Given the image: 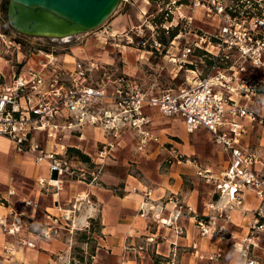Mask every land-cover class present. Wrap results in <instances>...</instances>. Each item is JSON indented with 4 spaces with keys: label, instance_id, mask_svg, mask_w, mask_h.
I'll return each instance as SVG.
<instances>
[{
    "label": "built area",
    "instance_id": "2783aa9c",
    "mask_svg": "<svg viewBox=\"0 0 264 264\" xmlns=\"http://www.w3.org/2000/svg\"><path fill=\"white\" fill-rule=\"evenodd\" d=\"M187 1L192 11L201 7L202 14L216 23L206 44H197L211 61L209 72L201 75L191 70L185 85L154 93L124 76L101 70L106 65L98 67L73 53L56 52L55 43L31 42L35 38L46 42L47 38L7 31L2 27L4 0H0V61L9 67L8 75L0 68V136L46 168L47 175L37 179L39 185L58 187L66 178L85 181L84 170L68 166L62 158L67 149L62 140L75 134L80 138L84 126L113 135L129 129L144 142L153 139L147 111L153 109L181 121L187 133L203 129L225 159L217 169L196 164V176L211 186L209 198L195 218L196 227L202 235L213 234L219 221L232 223L233 213L239 214L247 228L233 243L240 264H261L251 251L264 241V157L251 149L249 137L255 123L264 130V112L256 113L251 100L252 96L264 98V93L257 91L260 81L248 82L239 72L264 70V0H162L166 24L161 26L166 32L173 20L172 8L188 6ZM177 16L181 18L180 11ZM234 57L239 66L227 63ZM180 156L172 155L177 163ZM141 191L138 215L143 217L150 190ZM248 195L256 199L251 208L245 207ZM26 203L36 206L32 201ZM64 217L69 219L68 214ZM153 217L158 219V215ZM0 225H5L2 216ZM43 233L48 236L49 231ZM127 246L134 253L141 250L140 246Z\"/></svg>",
    "mask_w": 264,
    "mask_h": 264
},
{
    "label": "rangeland",
    "instance_id": "374dc122",
    "mask_svg": "<svg viewBox=\"0 0 264 264\" xmlns=\"http://www.w3.org/2000/svg\"><path fill=\"white\" fill-rule=\"evenodd\" d=\"M160 1L121 0L99 27L73 36L68 41H55V49L57 52L73 53L76 57L85 59V62H94L98 67L106 65L101 70L119 77L124 76L138 87L154 93L185 85L186 78L192 77L191 70L206 75L211 64L208 63L209 58L203 54L204 50L198 48L197 44H206V39L215 32L216 23L202 14L201 7L192 11L191 4L187 1L188 6L172 8L173 20L166 32L161 26L166 24L161 22L165 15H159L165 10L166 4ZM6 7L7 0H4L2 27L8 31L11 27L6 16ZM178 11L181 12V18L177 16ZM173 27H176L173 31L175 35L169 37ZM45 41L31 40L34 44L47 46L53 43L48 38ZM66 59L71 58L67 56ZM235 59L231 58L227 63L232 62L239 66L240 62ZM0 68L6 75L9 74V67L2 61ZM239 76L248 82L255 80L264 83L263 69L249 68L239 72ZM251 100L256 113L264 112L261 108L264 107L263 97L252 96ZM149 115L153 139L141 142L137 133L129 129L113 135L109 132L103 133L100 128L84 126L80 138L75 134L62 140L67 145L62 158L68 166L82 168L85 182L93 183L95 188L104 193L112 191L121 194L125 186L133 194L142 193V189L170 190L178 187L182 205L180 222L184 225L191 224L190 228L187 225V243L183 240L177 256H173L169 254L168 244L161 236H157L160 243L157 246L158 254L155 253V248H147L145 239L139 238L133 244L136 248H141L140 254L136 253L139 261L128 264H240L241 258L236 254L233 243L242 235L241 226L219 221L213 234L202 235L195 223L196 216L201 214L204 202L209 198L211 187L196 176L193 164L217 169L225 159L220 147L203 129L187 133L179 121L168 120L157 112H150ZM253 125L249 137L251 149L263 158L264 130L258 123ZM173 154H181V162L177 163L172 157ZM6 188L7 186L0 185V196L3 191H8ZM136 197L137 207L138 198L140 200L141 197L138 194ZM94 198L92 197L93 201ZM48 200L50 197L42 198L34 220L25 217L27 221L23 228L19 226L21 231L18 236L21 235L25 240L32 238L35 242L32 247L27 242H10L19 229L18 227L16 231L14 226L8 225L13 222L14 213L11 214L10 221L5 220V225H0V264H121L101 247L105 233L102 232L100 212L97 209V214L88 220L87 226L71 228L57 220V217H46L40 212ZM26 201L30 199L22 202L27 204ZM187 201H190L192 210L186 206ZM87 202L90 204L89 200ZM0 203L7 205L10 202L0 197ZM19 213L17 212L18 215ZM193 215L190 219L189 216ZM231 219L236 220L234 213ZM152 221V232H156L157 219L153 218ZM9 229L12 231L9 232ZM43 230L49 231L48 236L44 235ZM161 231L160 229V234ZM166 236H170V233ZM124 249L129 251L127 245ZM254 252L261 257L264 264L263 250L255 249ZM127 255L125 258H128ZM131 256L135 258L133 254Z\"/></svg>",
    "mask_w": 264,
    "mask_h": 264
},
{
    "label": "crops",
    "instance_id": "0c3cea01",
    "mask_svg": "<svg viewBox=\"0 0 264 264\" xmlns=\"http://www.w3.org/2000/svg\"><path fill=\"white\" fill-rule=\"evenodd\" d=\"M147 111L149 113H156L153 109H148ZM168 120L179 121L177 119ZM179 122L181 123V121ZM181 125L183 124L181 123ZM29 155L28 153L22 154L17 152L9 139L0 136V185L7 186L6 189H8V191H3L0 197L10 202L7 205L0 203V216L4 218V221H10L12 219L11 214L14 213L15 218L8 225L14 226L16 231L19 226L23 228V224L27 221H25V217L34 220L42 198L50 197V200H48L40 212L46 217L48 215L49 217L51 215L57 217V220L63 222L67 227L87 226L88 220L97 214V209L100 212L102 232L105 233V239L102 240L101 247L110 252L112 257L119 260L121 264H128L131 261L137 263L139 261L136 253L130 250L126 252L127 250L124 249L125 245H133L139 238L145 239L147 241V248L149 250L155 248V253L158 254L157 248L160 243L157 241V236H161L168 244L169 254L173 256H177L180 249L179 246L183 244V240L187 243V225L190 228L191 224L184 225L180 222L182 205L178 194V187L170 190L167 188L149 189V198H145L146 203H143L148 213L142 217L137 213L143 202L142 195L137 192L141 199L139 200L138 198V205L136 207L137 194L129 192L128 186L122 189L123 192L121 194H117L112 191L104 193L99 188H95L93 183L77 179H65L58 189L39 185L37 179L47 175L46 168L34 163L31 155ZM193 165L196 168V164ZM92 197H95V202L92 200ZM27 199L35 202L37 207H31L22 202ZM87 200L90 201V204H88ZM185 204L189 207V210H192L190 201H187ZM255 204L256 199L252 195H248L245 207L251 208ZM49 209H55V213ZM135 211L137 212L135 213ZM17 212H20L19 215ZM65 214L69 215V219H65ZM234 214L236 222L232 219V224L242 227V235L237 237L242 238L247 233V228L242 223V216L237 213ZM153 215H158L157 222L155 223L156 232H152L151 229V225L154 222L152 221ZM190 217L193 218L194 215ZM159 219L166 220L167 224L159 223ZM20 227L18 232L10 239V242L15 244L14 241H31L35 245L32 238L25 240L23 237L21 238V235L20 237L18 236V233L21 231ZM160 229L162 230L161 234L159 233ZM169 233L170 236L167 237L166 235ZM29 249L31 248L29 247ZM255 249H262L264 252V241H260L258 246L252 250V255L262 264L261 257L254 252ZM138 253L140 254V252ZM131 254L135 258L130 257ZM126 255L128 258H125Z\"/></svg>",
    "mask_w": 264,
    "mask_h": 264
},
{
    "label": "water",
    "instance_id": "95a60500",
    "mask_svg": "<svg viewBox=\"0 0 264 264\" xmlns=\"http://www.w3.org/2000/svg\"><path fill=\"white\" fill-rule=\"evenodd\" d=\"M121 0H7L12 30L28 36L68 41L99 27Z\"/></svg>",
    "mask_w": 264,
    "mask_h": 264
},
{
    "label": "trees",
    "instance_id": "16d2710c",
    "mask_svg": "<svg viewBox=\"0 0 264 264\" xmlns=\"http://www.w3.org/2000/svg\"><path fill=\"white\" fill-rule=\"evenodd\" d=\"M159 15H163L162 13H160ZM164 18V16L162 17V19H161V22H163L164 20H165V18ZM174 28H175V30H176V27H173V28H171L170 29V32H169V37H171V36H174L175 35V32H173L174 31ZM11 29V28H10ZM56 50V49H55ZM197 51H199V50H197ZM57 52V51H56ZM199 53V52H198ZM208 63L210 64L211 62L208 60ZM257 91L258 92H261V93H264V84L263 83H259V85L257 86ZM82 157H85V155H82Z\"/></svg>",
    "mask_w": 264,
    "mask_h": 264
},
{
    "label": "flooded vegetation",
    "instance_id": "af4514ba",
    "mask_svg": "<svg viewBox=\"0 0 264 264\" xmlns=\"http://www.w3.org/2000/svg\"><path fill=\"white\" fill-rule=\"evenodd\" d=\"M73 38V37H72ZM72 38H70L69 40H71ZM35 39H37V40H39V41H44V40H41L40 38H35ZM32 40V39H31ZM55 41H58V42H64V41H62V40H54L53 41V43H56Z\"/></svg>",
    "mask_w": 264,
    "mask_h": 264
},
{
    "label": "bare ground",
    "instance_id": "6f19581e",
    "mask_svg": "<svg viewBox=\"0 0 264 264\" xmlns=\"http://www.w3.org/2000/svg\"><path fill=\"white\" fill-rule=\"evenodd\" d=\"M67 56H65V59H66ZM69 57V56H68ZM66 60H69V59H66ZM190 80V79H189Z\"/></svg>",
    "mask_w": 264,
    "mask_h": 264
}]
</instances>
